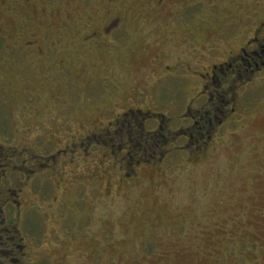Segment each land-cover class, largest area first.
I'll list each match as a JSON object with an SVG mask.
<instances>
[{
	"label": "rangeland",
	"instance_id": "obj_1",
	"mask_svg": "<svg viewBox=\"0 0 264 264\" xmlns=\"http://www.w3.org/2000/svg\"><path fill=\"white\" fill-rule=\"evenodd\" d=\"M31 1L29 18L33 6L0 0V139L8 152L28 143L47 164L130 105L173 126L201 86L195 71L226 59L264 19V0L96 1L86 12ZM114 17L115 30L83 39L87 21L98 29ZM238 110L198 161L143 160L128 177L95 147L58 159L61 186L45 169L32 200L24 194L32 263L264 264V77L241 89Z\"/></svg>",
	"mask_w": 264,
	"mask_h": 264
},
{
	"label": "flooded vegetation",
	"instance_id": "obj_2",
	"mask_svg": "<svg viewBox=\"0 0 264 264\" xmlns=\"http://www.w3.org/2000/svg\"><path fill=\"white\" fill-rule=\"evenodd\" d=\"M16 1L33 6V11L25 14L29 18L34 17L37 7L31 0ZM59 1L68 6L79 4L86 12V6L96 4V1L109 5L115 0ZM161 2L162 0H157V3ZM118 21L119 18L114 17L98 29L87 21L84 25L88 30L83 39L88 43H96L104 33L107 35L115 30ZM35 41L27 40L25 45L37 46ZM38 49L42 54L41 48ZM166 68L168 71H175L168 65ZM203 69L204 72L195 71L196 77L201 78V86L193 102L186 104L184 111L174 116V120L168 117V120L174 121L173 126L172 123L165 124L169 121L165 122L166 115L159 111L130 105L101 127L90 130L84 135L85 138L77 135L80 136L77 142L45 155L48 157V164L35 159L38 153L33 152L28 143H23L21 148L9 146L15 151L8 152L0 139V264L34 263L31 248L34 229L29 219L26 221V232L20 226L25 219L27 198H24V194L28 197L29 193H33L30 184L37 176L41 178L45 169L58 176L55 184L57 188L61 186L64 171H60V166L56 165L58 159L67 162L68 156L73 157L78 150L84 152L83 159H86V156H91L90 149L95 147L108 152V155H116L113 163L120 162V168L128 170V177L129 170L133 171L135 165L141 164L143 160L150 161L157 167L170 155L184 152L191 160L198 161L218 132L226 125L234 123V119L241 117L238 110L241 89L264 77V19L253 28L250 36L241 45L229 51L226 59ZM99 123L102 124L103 121ZM117 155H121L120 159ZM70 161L73 162L71 158ZM122 178L120 176L117 181L122 183ZM111 184V181L107 183L106 191H110Z\"/></svg>",
	"mask_w": 264,
	"mask_h": 264
}]
</instances>
